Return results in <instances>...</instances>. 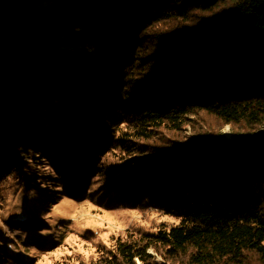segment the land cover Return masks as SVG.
Segmentation results:
<instances>
[{
  "label": "trees",
  "instance_id": "16d2710c",
  "mask_svg": "<svg viewBox=\"0 0 264 264\" xmlns=\"http://www.w3.org/2000/svg\"><path fill=\"white\" fill-rule=\"evenodd\" d=\"M40 2L0 0V173L41 148L74 153L73 175L111 155L130 176L118 190L176 217L113 235L87 264H264V137L146 143L200 111L264 126V0Z\"/></svg>",
  "mask_w": 264,
  "mask_h": 264
},
{
  "label": "rangeland",
  "instance_id": "374dc122",
  "mask_svg": "<svg viewBox=\"0 0 264 264\" xmlns=\"http://www.w3.org/2000/svg\"><path fill=\"white\" fill-rule=\"evenodd\" d=\"M46 4V0L39 3ZM205 15L208 14L195 13L187 22H197L199 16ZM181 21L160 22L151 31L172 30ZM59 33L60 38H65L64 29ZM144 38L147 44L142 53L147 56L157 48L156 38L150 33ZM52 47L62 50L69 46L52 43ZM59 60L65 61L61 57ZM247 132L262 135L264 126L226 124L200 111L190 116L181 131L160 130L157 138L146 143L165 150L169 140L199 138L210 133L226 138L244 137ZM54 149L57 147L38 149L43 153L36 164L23 163L12 172L8 169L0 173V264H87L109 244L113 235L126 229L152 231L161 223L177 221L144 197L117 189L130 176L115 156L88 158L92 168H74L79 173L73 175L68 173V161L73 160L74 153L68 156L60 151L55 153ZM106 165L112 168L111 174L106 172ZM153 254L156 261L168 264L160 255Z\"/></svg>",
  "mask_w": 264,
  "mask_h": 264
},
{
  "label": "water",
  "instance_id": "95a60500",
  "mask_svg": "<svg viewBox=\"0 0 264 264\" xmlns=\"http://www.w3.org/2000/svg\"><path fill=\"white\" fill-rule=\"evenodd\" d=\"M257 137H258V138L264 137V134H262V135H258Z\"/></svg>",
  "mask_w": 264,
  "mask_h": 264
}]
</instances>
